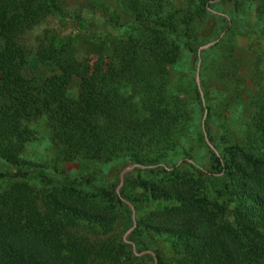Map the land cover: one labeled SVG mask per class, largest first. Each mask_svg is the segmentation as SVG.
<instances>
[{
	"label": "trees",
	"instance_id": "16d2710c",
	"mask_svg": "<svg viewBox=\"0 0 264 264\" xmlns=\"http://www.w3.org/2000/svg\"><path fill=\"white\" fill-rule=\"evenodd\" d=\"M223 1L82 0L97 27L64 0H0V264H264V85L233 118L180 59L193 73L246 4L264 21V0ZM96 27L110 53L84 65L74 37ZM41 124L56 167L90 175L26 156Z\"/></svg>",
	"mask_w": 264,
	"mask_h": 264
},
{
	"label": "rangeland",
	"instance_id": "374dc122",
	"mask_svg": "<svg viewBox=\"0 0 264 264\" xmlns=\"http://www.w3.org/2000/svg\"><path fill=\"white\" fill-rule=\"evenodd\" d=\"M235 1V0H232ZM230 0H224L222 4L217 5V11H225L231 13ZM64 6L68 13H78L86 19L98 25L101 23V17L98 14L93 16L88 15L85 11L82 0H64ZM242 8V7H241ZM231 23L228 25V31H222L219 36L214 39V36L207 38L203 45L197 50V61L195 62V70L192 73V63H190V56L188 54H181V62L183 69L191 72V77L196 84H198V66L202 62L201 69L202 77L209 81L212 87V98H217L216 95L220 93V102L218 107L222 108L227 115L232 114L233 118L237 116L239 108L247 102V90L254 89V85H264V21L257 22L247 16V4L235 14H232ZM264 20V19H263ZM213 22V20H211ZM213 24H216L213 22ZM253 24V25H252ZM253 26L252 33L247 35L250 27ZM91 30L89 33L75 34V46L81 51L82 63L86 65L88 60L97 55H108L110 53L108 47L95 39V32L98 29ZM55 28V33L66 41H72L70 32L75 31L71 26L66 29H58L55 22H48V30ZM39 34L35 31L34 34H27L26 40L28 48L33 45V39ZM94 39V40H93ZM29 44L31 46H29ZM33 47V46H32ZM30 71L35 70L34 63L28 66ZM187 77H179L181 94L184 92V82ZM221 79V81H219ZM173 89V87H171ZM215 93V94H214ZM74 95L73 89L68 93ZM243 114L245 111L243 110ZM204 113L200 110L195 111L194 119L191 121V131L196 133L198 124H202ZM222 119V115L219 117ZM37 130V136L34 143L28 146L26 156L34 159L44 165L55 168L58 172L63 173L71 178L86 177L91 174L92 170H78L73 164L67 163L64 168H57L55 160V151L50 145L44 125L41 124ZM194 136V135H193ZM192 136V137H193ZM202 150V149H201Z\"/></svg>",
	"mask_w": 264,
	"mask_h": 264
},
{
	"label": "water",
	"instance_id": "95a60500",
	"mask_svg": "<svg viewBox=\"0 0 264 264\" xmlns=\"http://www.w3.org/2000/svg\"><path fill=\"white\" fill-rule=\"evenodd\" d=\"M203 137H204V140H205V139H206L205 136H203ZM134 167L141 168L140 166H137V165H130V166H128V167H126L125 169H123V170L120 171V173H119V175H118V179H119V185H118V186H120V184H121V178H122V175H123L124 173H126V172L131 171ZM129 208H130L131 211H132L131 206H129ZM131 218H133V214L131 215ZM133 226H134V223L132 224V227H131L130 229H128V230L125 232L124 236L127 235V234L131 231V229L133 228ZM124 236H123V237H124ZM132 251H134L133 247H132ZM144 253H147V252H146V251H143V252H141L140 254H144Z\"/></svg>",
	"mask_w": 264,
	"mask_h": 264
}]
</instances>
